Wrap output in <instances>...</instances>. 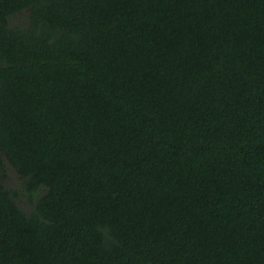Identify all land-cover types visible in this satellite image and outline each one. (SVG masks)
Wrapping results in <instances>:
<instances>
[{
    "label": "trees",
    "instance_id": "trees-1",
    "mask_svg": "<svg viewBox=\"0 0 264 264\" xmlns=\"http://www.w3.org/2000/svg\"><path fill=\"white\" fill-rule=\"evenodd\" d=\"M0 264H264V0H0Z\"/></svg>",
    "mask_w": 264,
    "mask_h": 264
},
{
    "label": "rangeland",
    "instance_id": "rangeland-1",
    "mask_svg": "<svg viewBox=\"0 0 264 264\" xmlns=\"http://www.w3.org/2000/svg\"><path fill=\"white\" fill-rule=\"evenodd\" d=\"M9 176L13 184H17L14 173L9 169Z\"/></svg>",
    "mask_w": 264,
    "mask_h": 264
}]
</instances>
